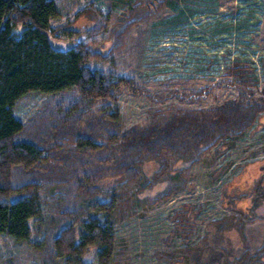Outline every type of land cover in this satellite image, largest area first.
<instances>
[{
    "label": "trees",
    "instance_id": "trees-1",
    "mask_svg": "<svg viewBox=\"0 0 264 264\" xmlns=\"http://www.w3.org/2000/svg\"><path fill=\"white\" fill-rule=\"evenodd\" d=\"M146 1L135 19L155 15L154 3L166 0ZM136 3L138 8L141 0ZM62 9L61 0H0V257L11 242H27L39 264H122L113 226L126 217V187L156 163V174L168 173L170 182L150 198L152 203L184 188L187 167L166 171L168 154L193 164L222 140L244 136L264 112V87L256 95L258 79L236 60L226 66L230 78L223 83L239 87L238 97L124 128L115 108L120 95L126 90L156 94L96 64L103 54L86 40L106 30L97 9L83 8L72 20L55 24ZM84 15L95 25L72 27ZM64 38L74 40L67 50L53 43ZM200 93L170 90L159 100ZM30 94L47 97L23 121L15 106ZM131 196L132 203L139 199ZM228 219L208 223L201 241L184 248L188 264H242L239 251L264 264L254 240L243 241L244 246L231 240ZM235 249L236 262H231Z\"/></svg>",
    "mask_w": 264,
    "mask_h": 264
},
{
    "label": "rangeland",
    "instance_id": "rangeland-1",
    "mask_svg": "<svg viewBox=\"0 0 264 264\" xmlns=\"http://www.w3.org/2000/svg\"><path fill=\"white\" fill-rule=\"evenodd\" d=\"M136 1L140 0H61L62 17L55 22L70 21L83 8L97 9L106 30L86 40L103 54L96 64L111 67L117 76L156 94L126 90L120 95L115 108L124 128L144 126L172 112L213 108L238 97L239 87L223 83L230 78L226 66L236 60L258 79L253 90L261 95L264 0H166L161 4L157 0L159 4L153 2L155 15L148 18L140 16L141 7L149 3L141 0V7L135 8ZM136 14L140 15L137 19ZM95 23L91 15H84L72 27L87 30ZM53 43L67 50L74 40ZM170 90L202 93L159 100V95ZM46 97H24L15 113L27 121L43 107ZM166 163V171L187 167V184L170 198L152 203L150 198L170 182L168 173L156 174L159 164L153 163L126 187V217L113 226L121 246V263L188 264L184 248L199 243L208 223L222 218H229L225 229L231 240L240 241V246L254 240L255 247L262 249L264 262V112L244 136L222 140L201 160L189 164L185 157L168 154ZM153 175L157 178L148 185ZM134 193L139 199L132 203ZM236 250L230 255L231 262H236ZM253 255L238 252L242 264H256ZM0 264H39V257L31 244L11 242Z\"/></svg>",
    "mask_w": 264,
    "mask_h": 264
}]
</instances>
